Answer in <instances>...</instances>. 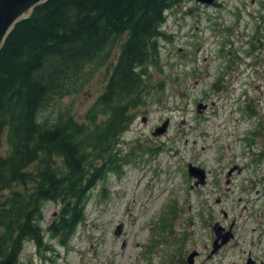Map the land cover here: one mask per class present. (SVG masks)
<instances>
[{
  "label": "rangeland",
  "instance_id": "374dc122",
  "mask_svg": "<svg viewBox=\"0 0 264 264\" xmlns=\"http://www.w3.org/2000/svg\"><path fill=\"white\" fill-rule=\"evenodd\" d=\"M165 15L146 102L117 145L129 163L96 181L66 244L45 232L46 248L25 242L20 264H179L193 251V264H242L249 250L264 264V0H184ZM103 75L41 116L68 107L82 121ZM188 163L205 169L204 185L192 186ZM58 208L44 202L43 230ZM233 219L236 245L209 257L212 224Z\"/></svg>",
  "mask_w": 264,
  "mask_h": 264
},
{
  "label": "trees",
  "instance_id": "16d2710c",
  "mask_svg": "<svg viewBox=\"0 0 264 264\" xmlns=\"http://www.w3.org/2000/svg\"><path fill=\"white\" fill-rule=\"evenodd\" d=\"M183 1L46 0L15 23L0 48V264H20L25 242L46 248L45 232L66 244L96 181L129 163L119 138L146 102L166 11ZM100 70L82 121L68 107L41 116ZM46 201L59 208L43 230Z\"/></svg>",
  "mask_w": 264,
  "mask_h": 264
},
{
  "label": "water",
  "instance_id": "95a60500",
  "mask_svg": "<svg viewBox=\"0 0 264 264\" xmlns=\"http://www.w3.org/2000/svg\"><path fill=\"white\" fill-rule=\"evenodd\" d=\"M46 0H0V48L2 47L5 38L12 30L15 23L23 18H26L30 15L32 9L44 2ZM196 2L212 4L213 0H195ZM204 105L199 103L197 110L201 111ZM142 121H145V118H142ZM168 127V120H165L161 125L155 127L152 131L153 136H159L166 132ZM188 175L194 178L193 186H198L206 182V171L201 166L195 165L193 163H188L187 165ZM122 229V224L120 223L114 230L115 234H119ZM213 230H215L218 240L219 232L224 230L221 225L214 224ZM231 232L227 230L223 235L222 243L227 242L230 239ZM196 255V252H191L187 257V263L193 264V258ZM249 264V263H247Z\"/></svg>",
  "mask_w": 264,
  "mask_h": 264
},
{
  "label": "flooded vegetation",
  "instance_id": "af4514ba",
  "mask_svg": "<svg viewBox=\"0 0 264 264\" xmlns=\"http://www.w3.org/2000/svg\"><path fill=\"white\" fill-rule=\"evenodd\" d=\"M214 2H215V0H214ZM214 2H213V4H214ZM259 154L261 155V153H259ZM236 168H237V166L230 168L228 171V175H230L232 173V171ZM238 169L240 170L241 168L238 167ZM216 201L219 202L220 199L218 198V199H216ZM222 213H223L224 217H228V214L226 211H223ZM217 223L219 225H221L222 228H224V230H222L218 233L219 234L218 240H216L217 234H216L215 230H213V225L217 224ZM211 229H212L213 237H212V242H211V249H210V252L208 255L209 257L211 255L217 256L223 250L228 248L229 246H233L234 244L236 245L235 242H231L235 238V220L234 219L228 224V226L222 225L220 222L215 221V223L212 224ZM227 230H230V232H231L230 239L227 242L222 243L221 240L223 239V235L226 233ZM243 253H244V251H243ZM245 253H246L245 260L242 261V264H247V263H249V264H261V255L256 256V255L252 254V252L250 250L246 251ZM198 254L199 253L196 252V256ZM183 259L184 258H182V260L180 259L179 261H183Z\"/></svg>",
  "mask_w": 264,
  "mask_h": 264
},
{
  "label": "bare ground",
  "instance_id": "6f19581e",
  "mask_svg": "<svg viewBox=\"0 0 264 264\" xmlns=\"http://www.w3.org/2000/svg\"><path fill=\"white\" fill-rule=\"evenodd\" d=\"M186 263H187V261H186ZM188 264V263H187Z\"/></svg>",
  "mask_w": 264,
  "mask_h": 264
}]
</instances>
